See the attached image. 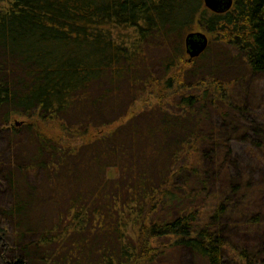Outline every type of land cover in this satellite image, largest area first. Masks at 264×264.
Masks as SVG:
<instances>
[{
    "label": "trees",
    "instance_id": "16d2710c",
    "mask_svg": "<svg viewBox=\"0 0 264 264\" xmlns=\"http://www.w3.org/2000/svg\"><path fill=\"white\" fill-rule=\"evenodd\" d=\"M195 19L218 35L188 61ZM251 74H264V0L216 14L202 0H0L5 263L176 264L182 249L264 264Z\"/></svg>",
    "mask_w": 264,
    "mask_h": 264
},
{
    "label": "rangeland",
    "instance_id": "374dc122",
    "mask_svg": "<svg viewBox=\"0 0 264 264\" xmlns=\"http://www.w3.org/2000/svg\"><path fill=\"white\" fill-rule=\"evenodd\" d=\"M234 1V0H232ZM188 32L190 33H202L205 35V37L207 38V41H212L213 38H217L216 34H207V31L204 30V27L200 25V22L196 19L192 25V28L188 29ZM185 36V35H184ZM214 41V40H213ZM216 43L218 45H221L223 48L225 47V45L220 42V40L216 41ZM226 49V48H225ZM246 83L245 86L242 87V89L240 90L241 93L246 92V94H249V101H253L254 100V94L256 93V90L258 88H264V74L260 75V74H251L248 75L246 78ZM146 97H142L140 99V102L137 103L135 106L137 107H141V105H143L145 103ZM23 118L18 117L14 118V123L22 120ZM57 130L53 129L52 133H56ZM7 136L5 135V133H0V153H5V155L7 154L8 150L10 147V144H7ZM21 145V144H20ZM13 151V150H12ZM6 167L4 165H0V209L3 208H7L10 205V201L12 199V193L11 192V185L10 183H8V181H6L5 176H6ZM40 176V174L38 175ZM30 180H34V179H30ZM36 181V180H35ZM0 219L2 222H0V227H4L5 228V232L6 234H10L11 232V225L8 221L3 220V215L0 214ZM0 236H2V234L0 233ZM236 240V239H235ZM238 240H236L237 242ZM2 243H6V248L4 246H2ZM0 264H6L5 263V258H8L9 260L14 261V256L17 255V252L14 251L13 249V241L11 238H6L4 241H0ZM174 253L176 254L177 260H176V264H200L197 263V261L195 260L193 254L187 250H175ZM162 264H173V261L170 260L168 263L164 262Z\"/></svg>",
    "mask_w": 264,
    "mask_h": 264
},
{
    "label": "water",
    "instance_id": "95a60500",
    "mask_svg": "<svg viewBox=\"0 0 264 264\" xmlns=\"http://www.w3.org/2000/svg\"><path fill=\"white\" fill-rule=\"evenodd\" d=\"M203 3L212 12H224L232 5V0H203ZM186 50L191 58L198 56L205 50L207 38L204 35L194 33L188 34L186 37ZM19 122H15V125Z\"/></svg>",
    "mask_w": 264,
    "mask_h": 264
}]
</instances>
